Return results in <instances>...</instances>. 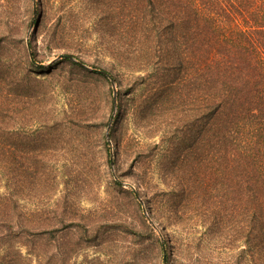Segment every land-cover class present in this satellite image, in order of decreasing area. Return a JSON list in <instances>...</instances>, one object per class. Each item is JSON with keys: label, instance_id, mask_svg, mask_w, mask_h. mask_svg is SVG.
Instances as JSON below:
<instances>
[{"label": "trees", "instance_id": "trees-1", "mask_svg": "<svg viewBox=\"0 0 264 264\" xmlns=\"http://www.w3.org/2000/svg\"><path fill=\"white\" fill-rule=\"evenodd\" d=\"M80 1L81 20L100 14V35L118 40L139 126L155 112L183 120L184 153L170 149L158 169L169 191L138 184L150 211L164 225L193 219L222 232L232 264H264V0ZM66 2L54 0L63 11L58 33L73 21ZM13 39L0 32V264H68L73 246L51 240L59 230L52 215L16 196L38 185V148L30 133L9 140L11 114L22 107L31 127L42 95L40 80L23 66L35 67L33 54H8Z\"/></svg>", "mask_w": 264, "mask_h": 264}, {"label": "rangeland", "instance_id": "rangeland-1", "mask_svg": "<svg viewBox=\"0 0 264 264\" xmlns=\"http://www.w3.org/2000/svg\"><path fill=\"white\" fill-rule=\"evenodd\" d=\"M81 4L65 3L73 21L58 33L63 11L54 0H0V32L14 37L8 54L12 60L17 48L33 54L35 67L23 66L40 80L42 95L31 127L25 126L22 107L10 118L9 140L30 133L38 148V185L16 193L20 203L52 215L59 230L51 240L73 246L68 264H232L234 254L222 232L193 219L164 225L150 211L138 184H157L159 194L169 191L158 169L170 149L184 153V123L155 112L147 127L139 126L132 114L134 91L125 90L130 79L118 66V40L100 35L105 29L99 26L100 14L84 13L87 18L81 20ZM34 7L38 22L30 28ZM118 89L123 91L119 117Z\"/></svg>", "mask_w": 264, "mask_h": 264}, {"label": "water", "instance_id": "water-1", "mask_svg": "<svg viewBox=\"0 0 264 264\" xmlns=\"http://www.w3.org/2000/svg\"><path fill=\"white\" fill-rule=\"evenodd\" d=\"M35 14H36V8L34 7L33 8V16H32V18H31V20H30V28H32L33 26H34V24L36 25V23L38 22V19L35 21ZM39 18V17H38ZM69 58V59H74L73 58V56H71L70 54H60L59 56H58V58ZM81 65H83V66H85V64L84 63H82V62H79ZM109 78H110V81H111V83H112V85L114 84V78L113 77H110L109 76ZM114 104H116V97H114ZM109 126H110V123L108 124V128H109ZM110 162H111V160H110ZM164 261H165V259L163 258V263H164Z\"/></svg>", "mask_w": 264, "mask_h": 264}]
</instances>
